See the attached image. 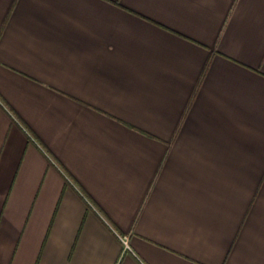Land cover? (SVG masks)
Here are the masks:
<instances>
[{
  "label": "crops",
  "instance_id": "0c3cea01",
  "mask_svg": "<svg viewBox=\"0 0 264 264\" xmlns=\"http://www.w3.org/2000/svg\"><path fill=\"white\" fill-rule=\"evenodd\" d=\"M0 264H264V0H0Z\"/></svg>",
  "mask_w": 264,
  "mask_h": 264
}]
</instances>
